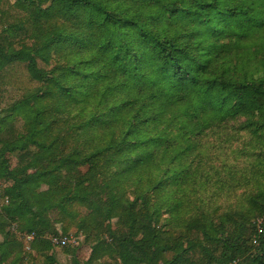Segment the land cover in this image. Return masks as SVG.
Returning <instances> with one entry per match:
<instances>
[{
    "label": "trees",
    "instance_id": "obj_1",
    "mask_svg": "<svg viewBox=\"0 0 264 264\" xmlns=\"http://www.w3.org/2000/svg\"><path fill=\"white\" fill-rule=\"evenodd\" d=\"M5 105L24 118H0V264H53L51 211L83 264H264V0H0Z\"/></svg>",
    "mask_w": 264,
    "mask_h": 264
},
{
    "label": "rangeland",
    "instance_id": "obj_2",
    "mask_svg": "<svg viewBox=\"0 0 264 264\" xmlns=\"http://www.w3.org/2000/svg\"><path fill=\"white\" fill-rule=\"evenodd\" d=\"M12 2H15V0H11ZM50 6L47 7L49 11ZM13 95V94H11ZM15 99V96L13 97ZM7 105H5L6 107ZM14 105L7 106V111H1L0 112V118L11 116V115H17L22 114L23 112L20 111L21 109H18L15 113L11 112L10 110L13 108ZM45 106V105H44ZM21 117V118H22ZM69 124V122L66 121V117L63 114H60L58 116V120L56 121V129L58 131L65 130L66 126ZM49 138H52L51 135ZM65 142L67 144V147L72 144V140L69 138H65ZM57 145L59 148H62L63 146V140L59 139L57 142ZM9 160L10 168L15 167V158L11 155L7 156ZM46 166V163H39L34 166V168L31 171H34L38 168H44ZM81 172H85V168L80 169ZM57 177V183L58 185L63 184V178L65 176L64 172H61L58 174ZM9 185V183L5 182V180H0V185ZM51 185H54V183L51 180ZM47 187L41 186L39 190H45ZM80 204H75L73 207H71V210L75 212L76 208ZM100 211V210H99ZM51 219V229L49 231H46L43 233V238L48 240L51 244L50 250L46 253L48 255L53 254L54 255V262L53 264H73L74 262H79L80 264H83L87 262L91 257V246L89 244H86L85 242V232L82 230H79L77 226L75 225V221L70 220L69 218L62 219L60 215L56 211L50 212ZM86 224L90 227L88 232L90 234H96L98 233L100 237H102L106 242H109L110 237L108 235L110 229L107 227L108 221H105L100 216L98 210L93 211L90 215H88L86 218ZM117 218H112L111 221H109V226L111 229L117 228ZM261 221V220H260ZM258 221V223L260 222ZM15 225L12 224L6 228V231L13 232L17 240L22 241L21 249H22V255L24 253L28 254L30 253L31 243L34 238L33 234H22L19 232H16L14 229ZM245 231L247 234L250 233L249 227L245 228ZM3 238V233H0V239ZM66 238L67 241L65 244H53V239H64ZM31 258L27 259L29 261L28 264H48L45 260L44 255L41 253H38L34 251L31 248L30 255ZM52 264V263H50ZM93 264H122L120 263L115 257L111 255L109 251H103L101 250L97 256V258L93 261Z\"/></svg>",
    "mask_w": 264,
    "mask_h": 264
},
{
    "label": "built area",
    "instance_id": "obj_3",
    "mask_svg": "<svg viewBox=\"0 0 264 264\" xmlns=\"http://www.w3.org/2000/svg\"><path fill=\"white\" fill-rule=\"evenodd\" d=\"M66 241H67L66 238H64V239H53V240H52L53 244H55V245H58V244H65Z\"/></svg>",
    "mask_w": 264,
    "mask_h": 264
}]
</instances>
